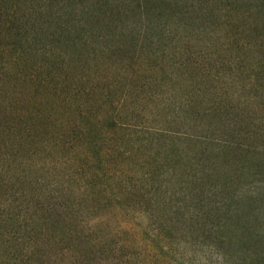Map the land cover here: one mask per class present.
I'll return each instance as SVG.
<instances>
[{
  "label": "rangeland",
  "instance_id": "374dc122",
  "mask_svg": "<svg viewBox=\"0 0 264 264\" xmlns=\"http://www.w3.org/2000/svg\"><path fill=\"white\" fill-rule=\"evenodd\" d=\"M23 15L26 0H0V49L5 56L11 54L10 29ZM177 29L169 34L172 41L165 59L162 53L150 58L140 52L135 59L121 54L111 59L97 55L84 64L67 60L70 85L82 90L68 104L64 93L57 95L46 87L36 91L26 79V58H14L8 67L12 75L0 79V118L17 126L33 117L36 133L27 143L26 138L3 135L11 157L0 167V212L12 223L0 230V264H264V81L256 78L264 62L256 50H264V41L255 43L254 50L239 61L237 53L228 51V30L209 27L207 37L199 28ZM192 59L208 63L209 77L200 70L187 75ZM215 75L219 82L213 80ZM196 89L203 94L198 103L204 107L226 97L236 109L234 115L245 113L242 109L250 113V124L242 122L251 138L237 139L248 138L245 145L261 153L231 188L237 212L228 221L233 230L230 253L199 230L191 235L189 226L183 228L185 234L190 230L187 239L172 235L170 229L165 234L159 224L173 225L164 223L167 213L162 208L154 206L148 213L130 200L132 183L144 165L140 153L118 156L103 183L93 187L81 161L83 148L77 143L74 146L79 148L65 146L59 139L63 132L77 129L83 114L106 125L102 129L114 137L120 152L127 151L133 132H174L182 138L210 134L204 129L207 123L194 121L187 113L191 111L187 94ZM108 91L112 102L102 98ZM77 104L81 113H76ZM109 122L119 129H112ZM4 127L0 132H20L17 127L13 131ZM34 188L37 197L29 194ZM36 201L43 208L37 213L39 225L30 219ZM34 228L38 237L29 240Z\"/></svg>",
  "mask_w": 264,
  "mask_h": 264
},
{
  "label": "trees",
  "instance_id": "16d2710c",
  "mask_svg": "<svg viewBox=\"0 0 264 264\" xmlns=\"http://www.w3.org/2000/svg\"><path fill=\"white\" fill-rule=\"evenodd\" d=\"M179 27L193 32L199 28L207 37L206 28L228 30L231 45L228 51L237 53L236 59L241 61L243 55L254 50L255 43L264 41V0H26V15L19 16L10 29L14 33L7 42L10 57L0 49V79L12 75L8 67L15 57L26 58V79L36 91L46 87L51 93H64L65 104L72 103L81 96L82 90L71 87L65 67L67 60L84 64L97 55L111 59L121 54L135 59L140 58V52L150 58L162 53L160 57L165 59V50L172 41L169 34ZM195 27L198 28L193 29ZM256 52L264 56V50ZM204 63L188 60L187 75L200 70L209 77L208 63ZM260 65L262 68L256 78L264 81V62ZM217 79L219 76L215 75L213 80ZM246 80L249 83L251 77ZM187 95L191 101V111L187 113L194 121L207 123L204 129L211 131L210 134L204 132L205 135L182 138L174 132H133L135 134L127 141V151L120 152L115 147L114 137L102 129L106 125L101 126L98 118L83 114L77 129L63 132L59 139H63L65 146L75 148L77 143L83 148L85 158L81 161L93 187L103 183L118 156L124 159L125 152L140 153L144 165L142 173L132 183L130 200L148 213L154 206L162 208L167 213L164 223L173 225L170 228L163 224L164 228L159 224L165 234L170 229L172 235L187 239L190 230L191 235L199 230L216 247L230 253L227 247L233 230L229 222L237 212V197L231 188L252 169L254 159L261 153L245 145L251 136L248 137L250 129L246 130L243 124L246 121L250 124V113L242 109L245 113L234 115L236 109L227 103L226 97L204 107L203 103H198L203 95L199 89ZM102 98L112 102L113 94L108 91ZM75 107L76 113H81V106ZM33 120V117L26 118L25 124L20 121L15 126L0 118V128L20 129V132H0V167L11 157L10 145L3 135L26 138L27 143L36 133L32 132ZM109 123L112 129H119ZM198 127L203 129L201 125ZM218 132H238V135L225 137ZM238 136L248 138L241 141ZM37 191L34 188L29 194L37 197ZM36 202L30 219L39 225L37 213L43 208ZM9 223L12 219L0 212V230ZM186 226L191 228L185 234ZM37 231L34 228L29 232V240L38 237Z\"/></svg>",
  "mask_w": 264,
  "mask_h": 264
}]
</instances>
